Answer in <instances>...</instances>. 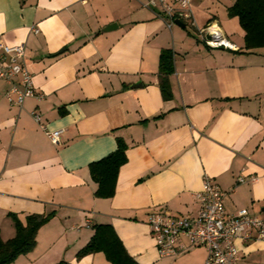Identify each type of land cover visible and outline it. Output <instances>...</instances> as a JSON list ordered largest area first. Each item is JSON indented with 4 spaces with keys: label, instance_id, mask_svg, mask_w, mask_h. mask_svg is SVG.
I'll use <instances>...</instances> for the list:
<instances>
[{
    "label": "crops",
    "instance_id": "obj_1",
    "mask_svg": "<svg viewBox=\"0 0 264 264\" xmlns=\"http://www.w3.org/2000/svg\"><path fill=\"white\" fill-rule=\"evenodd\" d=\"M146 2L0 0V42L25 45L42 96L11 106L0 80V238L15 236L13 214L22 223L48 217L34 248L10 264H112L101 251L77 257L96 225H110L135 264H201L206 249L187 238L178 255L159 257L146 219L160 208L196 215L204 176L224 192L226 214L264 218V48H245L229 15L236 0H191L194 27L170 29ZM212 22L233 48L200 41L195 28ZM164 50L172 55L169 99L160 89ZM34 110L61 131L60 144ZM117 138L126 162L114 194L100 198L89 165ZM235 245L241 264H264V241Z\"/></svg>",
    "mask_w": 264,
    "mask_h": 264
},
{
    "label": "built area",
    "instance_id": "obj_2",
    "mask_svg": "<svg viewBox=\"0 0 264 264\" xmlns=\"http://www.w3.org/2000/svg\"><path fill=\"white\" fill-rule=\"evenodd\" d=\"M146 6L154 10L169 29L175 25V20L194 27L191 0H147ZM33 31L37 32V29L33 28ZM195 32L209 48H233L216 23L196 27ZM24 60V44L9 46L0 42V80L9 83L5 98L11 106L21 107L30 97L42 98ZM31 114L50 141L60 144L61 131L48 130L38 111ZM238 181L243 182L244 178H238ZM194 197L198 204L194 216H175L165 208L148 214L146 224L159 257L178 255L182 238H187L192 246L206 249L207 256L201 264H241L235 240L264 241V218L250 215L247 209L226 214L224 192L208 176H204L202 188L194 193Z\"/></svg>",
    "mask_w": 264,
    "mask_h": 264
},
{
    "label": "trees",
    "instance_id": "obj_3",
    "mask_svg": "<svg viewBox=\"0 0 264 264\" xmlns=\"http://www.w3.org/2000/svg\"><path fill=\"white\" fill-rule=\"evenodd\" d=\"M230 16H237L240 26L245 32V48H264V0H236L229 8ZM160 89L164 99L171 97L167 76L172 72V55L164 50L160 55ZM126 143L123 139H116V149L89 165L92 180L97 184L95 195L100 198H109L114 194L116 177L119 168L126 162ZM15 227V236L3 241L0 238V264H10L19 255L30 252L36 244V233L46 222L47 216L28 215L25 223L17 216L12 215ZM103 252L112 264H135L126 253L110 225L94 226V235L91 240L78 251L77 257L94 252ZM56 264H69L60 261Z\"/></svg>",
    "mask_w": 264,
    "mask_h": 264
},
{
    "label": "water",
    "instance_id": "obj_4",
    "mask_svg": "<svg viewBox=\"0 0 264 264\" xmlns=\"http://www.w3.org/2000/svg\"><path fill=\"white\" fill-rule=\"evenodd\" d=\"M175 24L178 25V26H181V27H185V24L182 23V22L179 21V20H175ZM112 27H116V24H112V25L108 26V28H106V30H110V29H112ZM138 86H140V84H135V85L132 86V87L136 88V87H138Z\"/></svg>",
    "mask_w": 264,
    "mask_h": 264
}]
</instances>
